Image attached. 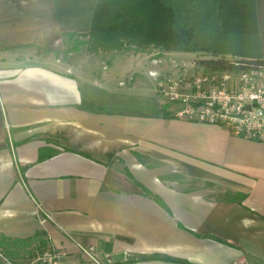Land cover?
Wrapping results in <instances>:
<instances>
[{"label":"crops","instance_id":"crops-1","mask_svg":"<svg viewBox=\"0 0 264 264\" xmlns=\"http://www.w3.org/2000/svg\"><path fill=\"white\" fill-rule=\"evenodd\" d=\"M96 1L0 0V235L62 264H264V141L165 107L149 49L63 59Z\"/></svg>","mask_w":264,"mask_h":264},{"label":"trees","instance_id":"trees-1","mask_svg":"<svg viewBox=\"0 0 264 264\" xmlns=\"http://www.w3.org/2000/svg\"><path fill=\"white\" fill-rule=\"evenodd\" d=\"M75 35L87 36L91 53L128 48L205 52L211 57L197 60V64L206 73L264 65L256 0H97L89 30L69 34ZM44 157L39 155V159ZM46 245L42 232L24 239L0 235V248L8 256ZM154 257L176 261L168 256Z\"/></svg>","mask_w":264,"mask_h":264},{"label":"built area","instance_id":"built-area-1","mask_svg":"<svg viewBox=\"0 0 264 264\" xmlns=\"http://www.w3.org/2000/svg\"><path fill=\"white\" fill-rule=\"evenodd\" d=\"M158 93L179 104L175 114L190 121L226 126L232 134L264 141V65L239 71L207 73L185 90L178 83L149 72ZM95 264L91 248L83 249ZM65 252L46 246L27 259L16 261L0 253L1 264H62Z\"/></svg>","mask_w":264,"mask_h":264},{"label":"rangeland","instance_id":"rangeland-1","mask_svg":"<svg viewBox=\"0 0 264 264\" xmlns=\"http://www.w3.org/2000/svg\"><path fill=\"white\" fill-rule=\"evenodd\" d=\"M71 40H69L66 50L62 53V58L68 62L76 63L78 59L82 56H92L94 53H91L87 50V36L75 35L72 36ZM149 52H151V56L153 59L157 60L155 62L160 64V69H164V72L171 75L172 73L176 74L172 75L171 81L178 83L181 89L185 90L188 84H191L196 77L205 76L207 73L205 70L197 64V60L203 58H209L211 55L205 52H187V51H171L165 50L163 48H148ZM113 52V51H112ZM99 53V52H96ZM107 53V52H100ZM109 53V52H108ZM228 58L232 59L231 55H227ZM167 69V71H165ZM172 72V73H171ZM187 72V73H186ZM169 75H166V79H169ZM174 77V78H173ZM159 97L163 100V105L165 107L171 106L173 111H176L179 107V104L175 102H170L165 99L158 93ZM179 179V185L182 187H193L199 186V183L192 180H186L180 177H176ZM38 249L30 247L23 251H18V256H8L4 250V248H0V253L4 256L10 257L16 261H22L27 259L29 256L34 254ZM100 263L106 264V261H101L97 259ZM1 264V258H0Z\"/></svg>","mask_w":264,"mask_h":264},{"label":"water","instance_id":"water-1","mask_svg":"<svg viewBox=\"0 0 264 264\" xmlns=\"http://www.w3.org/2000/svg\"><path fill=\"white\" fill-rule=\"evenodd\" d=\"M124 256L123 253H117L111 256L112 260H118L121 259Z\"/></svg>","mask_w":264,"mask_h":264}]
</instances>
